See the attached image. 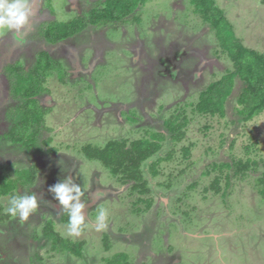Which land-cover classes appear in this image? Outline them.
I'll return each mask as SVG.
<instances>
[{
    "label": "rangeland",
    "instance_id": "374dc122",
    "mask_svg": "<svg viewBox=\"0 0 264 264\" xmlns=\"http://www.w3.org/2000/svg\"><path fill=\"white\" fill-rule=\"evenodd\" d=\"M102 1L30 0L36 15L28 35L0 30V175L14 179L17 169H39L35 182H19L18 188L0 195L3 216L13 194L35 192L39 202L26 221L0 219V264H107V258L120 253L135 264H264V195L258 188L264 171V112L244 120L237 110L244 86L240 80L224 117L194 110L198 92L231 66L214 28L188 0H148L139 16L117 30L90 25L58 43L42 34L47 24L56 28L72 22ZM216 2L243 43L264 53V0ZM46 50L69 72L64 79L49 77L48 90L39 96L43 109H49L47 125L54 130L42 129L40 144L52 136L50 145L59 148L44 156L13 143L7 132L21 102L10 90L9 64L26 63L31 69ZM171 115L188 118L180 141L167 129ZM153 131L165 133L154 159L172 154L161 161L157 175L149 167L152 159L144 163L150 195L132 193L129 184L81 151L87 144L150 137ZM249 158L253 167L244 175L235 174L236 165L213 166ZM66 166L88 204L91 222L79 236L69 234L68 224L48 204L61 210L48 187L64 178L60 167ZM216 176L221 178L219 190L211 186ZM95 193L101 194L99 199H93ZM146 197L153 199L150 209L143 202ZM101 208L108 212L107 227L97 231ZM50 218L64 237L84 243L82 256L51 248L52 240L42 232Z\"/></svg>",
    "mask_w": 264,
    "mask_h": 264
},
{
    "label": "trees",
    "instance_id": "16d2710c",
    "mask_svg": "<svg viewBox=\"0 0 264 264\" xmlns=\"http://www.w3.org/2000/svg\"><path fill=\"white\" fill-rule=\"evenodd\" d=\"M188 1L194 6L195 13L199 14L205 23L211 24L214 28L220 51L227 54L231 63V66L226 68L219 79L210 82L198 92V100L194 104V110L206 116L224 117L227 113L228 100L237 81L240 80L244 86L237 99L240 106L237 109L238 112L244 116L245 121L262 114L264 112V53L243 43L236 35L233 24L227 18L225 11L217 4L216 0ZM147 2L148 0H103L97 7L91 8L88 13L74 17L72 22L58 24L56 28L47 24L42 34L49 42L58 43L78 35L90 25L110 26L109 28L117 30L120 26L125 25L130 18L139 16L137 12ZM50 53L46 50L38 54L36 63L31 69H27L26 63L9 64L12 67L11 77H13L10 90H13L14 97L18 100L21 99V102L17 107L18 118L7 134L13 143L23 144L28 149H36L42 155H53L59 151V148L50 145L53 140L52 136L44 138L43 144H40L42 129L46 128L50 132L54 130L47 125L49 109H43L39 96L48 90L46 83L49 77L57 74L61 79H64L69 72L68 68L56 58L51 57ZM187 124L186 115H183V118L171 115L166 120L167 129L174 141H180L184 138L185 130L183 128ZM153 133L155 134L150 137H140L133 140L112 139L103 146L87 144L82 147L81 151L87 159L100 163L111 172V175L116 177L120 183L129 184L132 193L150 195L152 189L150 180L144 174V163L152 159L149 167L153 171V175H157L161 161L171 157L172 154L169 151L165 157L154 159L162 149L161 140L165 133L161 131H153ZM188 152L189 147H185L184 155H187ZM253 162L257 164L255 160ZM235 165L238 166L235 174L237 172V174L242 175L247 174L248 170L253 167L250 158L245 161L239 159L236 164L225 162L213 166L214 168H223ZM60 171H62L61 175L63 173V176L72 173L68 166L63 169L60 167ZM16 174L14 179L7 174L0 175V195H7L18 188L19 182H35L38 178L39 169L37 165H30L27 168L23 167V170L17 169ZM220 183V176H216L211 186L219 190ZM258 186L259 191L264 195V171L258 178ZM142 199L146 203V209H150L153 205L152 197ZM48 204L54 207L55 215L61 217L62 221L68 224V214L62 210L58 211L56 206ZM2 212L3 206L0 204L1 220L13 217L8 213L7 216H3ZM55 225L53 218H50L43 225V234L52 240L51 248L62 252L69 251L79 257L82 256L84 243L64 237ZM105 238L109 240L108 236ZM105 248L109 249L106 241ZM106 261L107 264H135L124 253L116 254L112 258H107Z\"/></svg>",
    "mask_w": 264,
    "mask_h": 264
},
{
    "label": "clouds",
    "instance_id": "9594fccd",
    "mask_svg": "<svg viewBox=\"0 0 264 264\" xmlns=\"http://www.w3.org/2000/svg\"><path fill=\"white\" fill-rule=\"evenodd\" d=\"M35 10L31 6L30 0H0V30L12 31L14 35L24 38L31 31L35 23ZM48 192L53 194L62 211L68 214L69 234L79 236L88 219L86 204L82 197L81 186L74 182L73 175L67 174L58 183L48 187ZM100 193H95L93 199H99ZM39 207V202L35 192L33 194L21 193L12 195L9 206L5 211L18 217L21 222L26 221ZM108 212L106 209H99L94 227L97 231L107 227Z\"/></svg>",
    "mask_w": 264,
    "mask_h": 264
}]
</instances>
